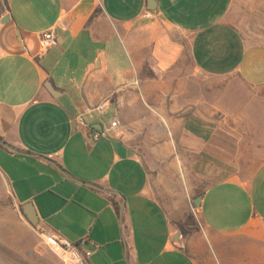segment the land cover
I'll use <instances>...</instances> for the list:
<instances>
[{
  "label": "crops",
  "instance_id": "crops-1",
  "mask_svg": "<svg viewBox=\"0 0 264 264\" xmlns=\"http://www.w3.org/2000/svg\"><path fill=\"white\" fill-rule=\"evenodd\" d=\"M152 2L0 0V173L40 226L85 241L89 264H264V161L248 174L230 160L184 70L190 57L198 83L263 85L264 48L227 19L233 0ZM47 31L58 46L43 48ZM146 126L182 159L167 191L136 146ZM189 206L201 229L183 238Z\"/></svg>",
  "mask_w": 264,
  "mask_h": 264
},
{
  "label": "rangeland",
  "instance_id": "rangeland-1",
  "mask_svg": "<svg viewBox=\"0 0 264 264\" xmlns=\"http://www.w3.org/2000/svg\"><path fill=\"white\" fill-rule=\"evenodd\" d=\"M227 19L240 31L248 47L264 48V0H233ZM184 67L185 72L189 73L186 85L191 89L190 100L198 96L193 93L195 88H204V105L191 103L190 106L203 110V113L214 118L216 122L224 123L227 131L222 133V140L228 155L231 156L230 160L241 166L245 173L253 172L264 161V84L253 86L239 78L208 79L207 83H198L201 80L194 78L190 57L185 59ZM231 85L235 87L230 88ZM219 104L220 109L216 108ZM112 112L105 117L106 121ZM183 112L184 110L179 116L184 115L181 114ZM156 131L155 126L142 127L136 146L152 175L155 178L161 177L162 190L167 191L170 185H175V171L181 168L182 159L162 157L161 154L166 151L161 147L163 143L156 140ZM209 183L210 181L199 183L200 190ZM164 199L169 198L166 196ZM183 221L187 222L188 231L185 236L181 234L183 238H188L201 229L195 207L189 206ZM38 226L39 224L31 225L23 215L20 206L15 203L7 181L0 173V264L62 262L58 254L44 241L42 230Z\"/></svg>",
  "mask_w": 264,
  "mask_h": 264
},
{
  "label": "built area",
  "instance_id": "built-area-1",
  "mask_svg": "<svg viewBox=\"0 0 264 264\" xmlns=\"http://www.w3.org/2000/svg\"><path fill=\"white\" fill-rule=\"evenodd\" d=\"M153 16L152 11H147L143 14L145 18H151ZM42 46L44 49L56 47L59 44L57 36L52 31H47L42 34L41 37ZM106 109V105H98L95 108V111L99 113H104ZM78 122L82 126H87L85 118L83 114H80L78 117ZM118 125V120L115 118L110 122L109 127L105 131H101V134H106L110 132L114 127ZM99 135H94V139H98ZM41 228V236L44 241L55 251L58 256L62 259L65 264H89V257L91 256V251H83L80 246L84 244V240L73 243L69 239L54 233L47 231L42 226H38Z\"/></svg>",
  "mask_w": 264,
  "mask_h": 264
},
{
  "label": "water",
  "instance_id": "water-1",
  "mask_svg": "<svg viewBox=\"0 0 264 264\" xmlns=\"http://www.w3.org/2000/svg\"><path fill=\"white\" fill-rule=\"evenodd\" d=\"M147 2H148V5H150L149 8L150 9H154L152 0H147ZM191 109L192 108H189V111H191ZM187 112L188 111H184L181 114H185ZM0 143H2L1 139H0ZM200 200H201V195H199L197 198H195L193 200V202H194L195 205H198ZM22 212L26 216V219L29 221V223L31 225L37 226L39 224V218L37 217V215H36V213H35V211L33 209V206L30 203H28V204L23 206ZM179 239H180V233H178L177 237H176V240H179Z\"/></svg>",
  "mask_w": 264,
  "mask_h": 264
},
{
  "label": "trees",
  "instance_id": "trees-1",
  "mask_svg": "<svg viewBox=\"0 0 264 264\" xmlns=\"http://www.w3.org/2000/svg\"><path fill=\"white\" fill-rule=\"evenodd\" d=\"M93 17H91V19H92ZM74 121H75V118H74ZM76 122V121H75ZM89 129H91V127L89 128ZM88 129V130H89ZM198 195H200V193L198 194ZM197 195V196H198ZM188 218V217H187ZM178 228H179V231L181 232V234L183 235V236H185V235H187L188 234V231L186 230V226H187V222L186 221H181V222H179L178 224Z\"/></svg>",
  "mask_w": 264,
  "mask_h": 264
}]
</instances>
